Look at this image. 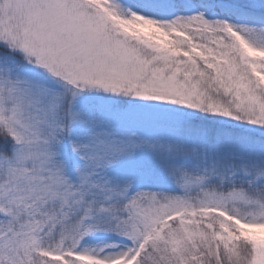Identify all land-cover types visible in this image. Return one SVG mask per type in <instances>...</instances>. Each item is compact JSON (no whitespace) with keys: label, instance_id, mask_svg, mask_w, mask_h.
<instances>
[{"label":"snow or ice","instance_id":"obj_1","mask_svg":"<svg viewBox=\"0 0 264 264\" xmlns=\"http://www.w3.org/2000/svg\"><path fill=\"white\" fill-rule=\"evenodd\" d=\"M0 264H264V0H0Z\"/></svg>","mask_w":264,"mask_h":264}]
</instances>
